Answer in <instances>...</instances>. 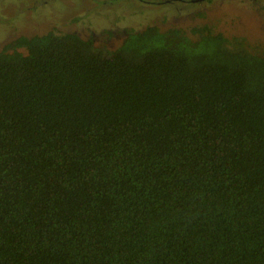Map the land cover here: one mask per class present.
Here are the masks:
<instances>
[{
	"label": "trees",
	"instance_id": "obj_1",
	"mask_svg": "<svg viewBox=\"0 0 264 264\" xmlns=\"http://www.w3.org/2000/svg\"><path fill=\"white\" fill-rule=\"evenodd\" d=\"M0 264H264V52L206 24L6 43Z\"/></svg>",
	"mask_w": 264,
	"mask_h": 264
},
{
	"label": "rangeland",
	"instance_id": "obj_2",
	"mask_svg": "<svg viewBox=\"0 0 264 264\" xmlns=\"http://www.w3.org/2000/svg\"><path fill=\"white\" fill-rule=\"evenodd\" d=\"M0 20V50L19 34L88 36L149 24L187 30L206 24L228 39H244L252 51L264 52V0H0ZM119 39L114 36L111 44L118 45Z\"/></svg>",
	"mask_w": 264,
	"mask_h": 264
},
{
	"label": "flooded vegetation",
	"instance_id": "obj_3",
	"mask_svg": "<svg viewBox=\"0 0 264 264\" xmlns=\"http://www.w3.org/2000/svg\"><path fill=\"white\" fill-rule=\"evenodd\" d=\"M140 1H142V0H140ZM171 1H176V0H164V2H171ZM178 1H198V0H178ZM201 1V0H200ZM161 2V1H160ZM42 6V5H41ZM0 22H3L1 25L2 26H4L3 24H4V21L3 20H0ZM12 25H14V26H18V24H15L14 22L13 23H11ZM149 25H155V24H149ZM148 26V25H147ZM157 26V25H156ZM124 29H132V28H124ZM133 30H137V28L136 29H133ZM50 32V31H49ZM47 33V32H46ZM39 34H44V33H39ZM38 33H36V34H33V35H39ZM81 34V33H80ZM21 35H24V34H19V35H15V37L12 39V40H10L9 42H11V41H13L15 38H17L18 36H21ZM33 35H25V36H33ZM83 35V34H82ZM116 38H120V36L119 35H116L115 36ZM8 42V43H9Z\"/></svg>",
	"mask_w": 264,
	"mask_h": 264
}]
</instances>
